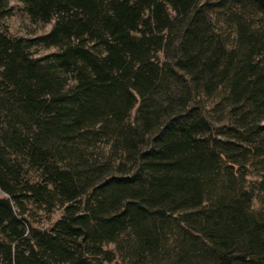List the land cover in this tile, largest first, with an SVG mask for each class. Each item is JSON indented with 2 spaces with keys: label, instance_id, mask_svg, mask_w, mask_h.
Wrapping results in <instances>:
<instances>
[{
  "label": "trees",
  "instance_id": "obj_1",
  "mask_svg": "<svg viewBox=\"0 0 264 264\" xmlns=\"http://www.w3.org/2000/svg\"><path fill=\"white\" fill-rule=\"evenodd\" d=\"M19 1L32 20H53L41 39L58 51L40 63L0 30V264L112 262L104 245L125 232L130 264H153L171 220L181 264L200 255L196 239L217 264H264V209L249 210V192L191 214L205 172L224 164L234 190L241 154L264 162V0ZM214 6L226 8L231 43L210 27ZM9 14L0 0V20ZM217 94L219 128L199 103ZM94 139L107 160L87 152ZM22 156L38 179L18 196L5 173ZM24 197H57L61 217L34 228L16 210Z\"/></svg>",
  "mask_w": 264,
  "mask_h": 264
},
{
  "label": "rangeland",
  "instance_id": "obj_2",
  "mask_svg": "<svg viewBox=\"0 0 264 264\" xmlns=\"http://www.w3.org/2000/svg\"><path fill=\"white\" fill-rule=\"evenodd\" d=\"M7 3V6L10 8V14L0 20V30L7 33L8 36L15 39H21L23 47L27 54L33 58L38 60L40 63H46L50 60H53L54 55L58 51V47L54 44L47 43V41H43V38L52 28L53 20L50 22H40L36 20H32L29 15L24 10V6L19 0H3ZM212 6V5H211ZM206 15L210 19V27L218 32L225 42L231 43L233 41V33L232 28L229 26V20L226 15L225 7H209L208 11H206ZM220 94L216 96L207 97L199 101L201 104H205L210 107L209 115L213 118L215 122V128H219L223 124V116L227 114L226 103L222 105H215V102L219 99ZM135 113V109L132 111L131 116L133 117ZM249 122V121H248ZM218 137L226 139V135L219 134ZM94 142L91 147L87 148V152L90 153L92 158L100 159L108 157H103L102 155V144L99 142ZM1 152L3 153V157L7 160L13 158L14 152L13 149L7 148L3 150L1 147ZM12 156V157H9ZM22 159H19L18 163L9 162L11 173L6 172L5 177L10 183L14 186L13 190L18 196H24L27 184H31L38 179V171L34 165L31 163L24 162L23 156ZM240 162H247V166L242 167L240 170V176L236 179L234 190H231L230 186H226V170L225 166L222 163H218L215 165L214 171L208 170L204 173V177L202 178L204 183L207 185V189L205 192L206 198L203 204L197 208H193L191 214L195 215V217L199 218L200 213L209 209L210 206L214 203V201L219 196H228L232 193L240 194L241 189L246 190L252 195L251 202L249 204V210L252 212H259L264 209V162L261 159L251 160V156L248 155H240ZM206 187V186H205ZM234 191V192H233ZM4 195L2 190H0V196ZM27 197L23 198V206L22 208L16 209L17 212L21 211L23 213L24 218L31 223V225L36 229H48L52 226V224L61 217L63 212V204H60L57 197H54L53 205L48 206L47 203H44L41 200V204L37 202L36 204L31 200H27ZM58 199V200H57ZM84 199L79 197L78 200H81V203H78V200L75 202L76 210H82ZM52 202V201H51ZM67 204V203H65ZM189 210V212L191 211ZM184 215V214H181ZM176 214V216H181ZM176 224L175 220H171L168 222L167 228L165 229L167 238L169 242L163 244V250L160 254H158L153 264H181L176 258L178 257V248L177 244H175L176 234ZM126 231H129L126 230ZM192 232H194L192 230ZM119 245L109 243L104 245L105 249H110L114 252V260L112 262L103 261L104 264H130V259L125 256L129 254L128 252V243L133 244V235H127V232L120 233L119 235ZM196 245L194 247L198 250L201 248L200 255H196L198 258L186 259L183 261V264H217L214 257L211 255L212 252L209 249V245H206L202 242L201 239H196ZM132 249V248H131ZM144 264H152L149 257L145 255Z\"/></svg>",
  "mask_w": 264,
  "mask_h": 264
}]
</instances>
